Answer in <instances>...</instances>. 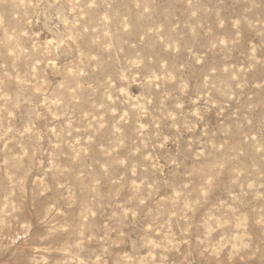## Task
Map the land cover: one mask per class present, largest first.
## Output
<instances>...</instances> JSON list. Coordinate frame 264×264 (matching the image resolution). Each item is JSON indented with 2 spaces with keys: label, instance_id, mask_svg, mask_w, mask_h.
<instances>
[{
  "label": "rangeland",
  "instance_id": "rangeland-1",
  "mask_svg": "<svg viewBox=\"0 0 264 264\" xmlns=\"http://www.w3.org/2000/svg\"><path fill=\"white\" fill-rule=\"evenodd\" d=\"M0 264H264V0H0Z\"/></svg>",
  "mask_w": 264,
  "mask_h": 264
}]
</instances>
